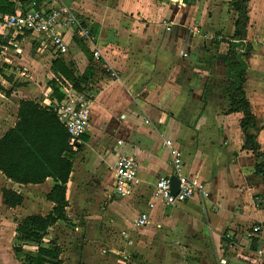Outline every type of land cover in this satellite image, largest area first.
Wrapping results in <instances>:
<instances>
[{
    "label": "crops",
    "instance_id": "0c3cea01",
    "mask_svg": "<svg viewBox=\"0 0 264 264\" xmlns=\"http://www.w3.org/2000/svg\"><path fill=\"white\" fill-rule=\"evenodd\" d=\"M13 1L15 7L23 3ZM34 1L72 6L87 33L68 31V50L56 56L34 33L14 43L4 39L5 68L17 61L18 74L30 79L33 59L44 74L28 86L14 83L13 73L0 66V82L9 90L0 91V137L19 121L21 100L49 107L58 100L56 90L63 95L74 89L54 69L57 60L92 97L90 124L77 150L63 152L71 161L66 218L47 227L43 244L60 247L61 264H264V176L256 171L261 158L243 147L240 113L228 111L223 55L235 17L229 0ZM246 41L251 48L243 89L256 118L249 133L264 152V0L249 1ZM34 122L55 142L61 137L54 116ZM166 139L181 150V171L206 181L208 197L194 194L174 205L156 200L148 207L155 181L173 174ZM123 155L138 162L128 195L114 190L113 165ZM0 175L2 188L22 196L19 205L6 207L0 190L1 204L19 209L15 242L24 217L51 210L46 195L54 180L20 183ZM141 212L149 221L137 226ZM23 250L34 254L36 246L24 244Z\"/></svg>",
    "mask_w": 264,
    "mask_h": 264
},
{
    "label": "trees",
    "instance_id": "16d2710c",
    "mask_svg": "<svg viewBox=\"0 0 264 264\" xmlns=\"http://www.w3.org/2000/svg\"><path fill=\"white\" fill-rule=\"evenodd\" d=\"M26 7V0H20ZM249 1L229 0L228 6L234 12V31L227 43V50L223 55L226 65V75L230 78L226 92L229 98V112L240 113L238 124L244 137L243 147L250 150L261 161L256 165L257 173L264 176V152L255 136L249 129L255 128L256 118L250 109L249 101L243 89L244 73L247 63L245 58L250 52V44L246 41L249 24ZM13 0H0V12H13ZM54 69L59 70L71 82L75 90L85 91L80 81L64 67L59 60L55 61ZM56 89V87L54 88ZM0 91L9 94L0 82ZM58 100L61 99L56 90ZM47 108L49 110H47ZM40 115L54 116L61 127L58 141L50 136L48 130L34 122ZM19 121L0 137V171L13 181L20 183H38L47 176L54 180V184L47 193V198L54 205L45 216L32 214L24 217L16 226L15 242L12 246L15 254L21 257L23 264H61L59 258L60 247L52 242L49 246L43 244V236L49 225L56 220L65 219L64 208L66 182L71 168L70 156L74 150L67 143V132L59 123L52 108L41 107L33 101L21 100L18 110ZM65 152L68 156L64 155ZM1 200L6 207H15L22 201L20 193L10 188H2ZM24 244L36 246L35 253L25 252Z\"/></svg>",
    "mask_w": 264,
    "mask_h": 264
},
{
    "label": "built area",
    "instance_id": "2783aa9c",
    "mask_svg": "<svg viewBox=\"0 0 264 264\" xmlns=\"http://www.w3.org/2000/svg\"><path fill=\"white\" fill-rule=\"evenodd\" d=\"M68 31L80 35L87 33L83 21L77 16L72 6L64 3L48 6L31 0L26 7L18 3L13 12H0V36L2 39L8 38L9 42L10 39L15 40L19 35L34 33L54 56L67 52ZM91 104V94L75 89H68L63 93L61 99L48 102L57 120L65 128L67 143L72 150H77L81 136L89 127ZM165 144L171 155L172 172L179 181L178 189L172 193L169 176L160 177L153 184L152 199L148 201V207H154L156 200L166 205H174L187 200L194 194L208 197L206 181L181 171V150L174 147L170 139H166ZM137 168V160L130 155H123L114 163L115 193L128 195L131 192L137 176ZM148 221L147 212H141L135 218L137 226H143ZM258 229L257 225L252 228L253 232Z\"/></svg>",
    "mask_w": 264,
    "mask_h": 264
},
{
    "label": "rangeland",
    "instance_id": "374dc122",
    "mask_svg": "<svg viewBox=\"0 0 264 264\" xmlns=\"http://www.w3.org/2000/svg\"><path fill=\"white\" fill-rule=\"evenodd\" d=\"M48 6H50V4H48ZM3 42H5L4 39L0 38V45L3 44ZM14 42L15 40H11V39L9 41V43H14ZM30 62L31 63L29 67L30 68L33 67V70H34L33 73L35 75L33 76V78L28 79L26 76L22 77L18 74L20 64L17 61H12V63L10 62V64H8V62L7 63L5 62L6 64L11 66V69H8L9 67L5 68L3 66L4 62L2 60V55L0 53V66L4 68L3 70L5 72L13 73L16 79L14 83H17V82L18 83H28V86H30L31 84H33L32 82H36V81L42 82L43 81L44 72H43V68H41L43 66L39 63H36L35 60L33 61V59H31ZM31 73H32V69H31ZM2 104L5 106V104L2 101H0V106H2ZM5 185L6 183L4 182L2 176L0 175V190ZM18 213H19V209L17 210L8 209L0 202V264H19L18 259L14 256V253L12 251V246L14 243H16L14 242V239L12 237V233L15 228V223H16V218H18ZM63 231L65 230L63 229Z\"/></svg>",
    "mask_w": 264,
    "mask_h": 264
},
{
    "label": "water",
    "instance_id": "95a60500",
    "mask_svg": "<svg viewBox=\"0 0 264 264\" xmlns=\"http://www.w3.org/2000/svg\"><path fill=\"white\" fill-rule=\"evenodd\" d=\"M172 1H177V0H172ZM169 182H170V189L172 191V193H175L178 189V184H179V181H178V178L175 174H171L169 176Z\"/></svg>",
    "mask_w": 264,
    "mask_h": 264
}]
</instances>
